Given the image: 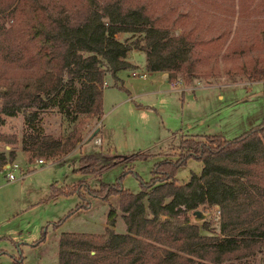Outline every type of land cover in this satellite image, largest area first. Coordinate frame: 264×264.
<instances>
[{
  "label": "trees",
  "instance_id": "obj_1",
  "mask_svg": "<svg viewBox=\"0 0 264 264\" xmlns=\"http://www.w3.org/2000/svg\"><path fill=\"white\" fill-rule=\"evenodd\" d=\"M254 1L237 0L233 7L222 0H0V123L21 113L34 129L39 113L49 109L70 120L99 119L106 77L116 82L117 72L135 68L126 57L130 47L143 52L145 71L165 72L167 81L179 75L189 85L225 73L233 82H260L261 44L255 45V33L244 31L247 19L264 18L250 16L264 10V0L250 7ZM117 33L130 34V43L117 40ZM25 139L28 159L54 160L74 149L79 127L63 140L37 131ZM15 143L14 135L0 133V144ZM176 149L174 160L153 163L148 181L134 174L137 193L122 189L118 179L95 189L83 185L94 198L118 197L125 232L110 230L115 211L109 209L103 233L58 236L57 264H252L264 249V121L231 139L182 138ZM147 157L134 153L125 159ZM13 158V150L0 151V167ZM188 159L201 169L178 184L175 172ZM113 164L97 166L95 156L83 154L77 172L98 175ZM80 183L51 184L47 198L73 194ZM214 205L219 235H203L205 224L189 223L186 213L199 217V206Z\"/></svg>",
  "mask_w": 264,
  "mask_h": 264
},
{
  "label": "rangeland",
  "instance_id": "obj_2",
  "mask_svg": "<svg viewBox=\"0 0 264 264\" xmlns=\"http://www.w3.org/2000/svg\"><path fill=\"white\" fill-rule=\"evenodd\" d=\"M222 2L233 7L237 5V0ZM250 16L263 18L264 10ZM246 23L244 31L255 33V45L261 44L256 52L264 54V18L261 21L247 19ZM115 38L128 44L131 35L117 33ZM135 38L137 36L132 39ZM126 57L135 68L117 72L116 82L106 77L99 119L79 116L70 120L56 109H49L39 113L33 123L35 128L30 129L21 113L3 117L0 133L14 135L16 143L12 147L0 144V151L6 155L10 149L14 151L11 161L19 168L13 175L17 178L23 173V177L6 182L7 170L0 167V264H12L17 258L22 264H57L58 236L67 232L103 233L109 209L115 211L111 231L124 233L118 197L94 198L84 191L83 185L95 189L100 182L113 183L118 179L122 189L137 193L140 186L134 174L142 182L148 181L153 163L165 158L175 159L180 139L205 134L231 139L264 121V97L258 92L262 81L250 86L242 78L233 82L230 76L219 73L216 77L198 78L183 85V79L178 75L171 81L181 79L182 84L173 89L167 83L171 81L159 83L155 80L156 75L145 71L143 52L130 47ZM141 72L147 74L146 79L140 78ZM232 77L238 78L234 74ZM217 94L222 96L221 100ZM77 125L80 140L67 156L54 160L28 159L30 150L26 136L37 131L38 136L63 140ZM134 153L148 157L133 161L125 159ZM83 154L95 156L97 166L114 164L98 175H81L77 172L78 157ZM37 158L45 163L34 164ZM200 169V162L188 159L176 170V182H186L191 173H198ZM78 183L81 185L73 194L47 198L51 184L77 186ZM78 204H86V207L56 224ZM197 210L202 215L195 217L187 212L188 222L198 227L205 224L206 231L200 230L203 235L218 236L219 208L216 205L199 206ZM252 264H264V249Z\"/></svg>",
  "mask_w": 264,
  "mask_h": 264
},
{
  "label": "built area",
  "instance_id": "obj_3",
  "mask_svg": "<svg viewBox=\"0 0 264 264\" xmlns=\"http://www.w3.org/2000/svg\"><path fill=\"white\" fill-rule=\"evenodd\" d=\"M146 76H147V74L145 72L140 73L141 79H146ZM262 82H264V79L262 80ZM167 83H168L169 87L174 89V88H176L177 85L182 84V81H181V79H177L175 81H171V82H167ZM44 163H45V161L41 158H37L34 160V164L42 165ZM1 168L7 170L6 175H5L6 182H12L16 179H21L23 177V173H20V175L17 178L13 175V171L17 170L19 167L16 163H14L12 161L4 163Z\"/></svg>",
  "mask_w": 264,
  "mask_h": 264
},
{
  "label": "crops",
  "instance_id": "obj_4",
  "mask_svg": "<svg viewBox=\"0 0 264 264\" xmlns=\"http://www.w3.org/2000/svg\"><path fill=\"white\" fill-rule=\"evenodd\" d=\"M142 73V72H141ZM154 75H156V81H158L159 83H161V82H167V80H166V77H167V74L165 73V72H156V73H153ZM247 83V84H246ZM232 84H234V83H232ZM237 84H239V83H237ZM242 84V83H241ZM245 84L246 85H248V84H250V86L251 85H254L255 83H251V82H245ZM184 85V84H183ZM207 86H210V85H207ZM207 86H205V87H207ZM212 86H216V85H212ZM186 88H189V87H186ZM258 92H261V90L260 91H258ZM217 98L219 99V100H221V98H222V96L220 95V94H217ZM71 153V152H70ZM176 154V153H175ZM174 154V155H175ZM65 156H67V155H65ZM171 157V156H170ZM169 159H171V158H169ZM107 226V224H106V220H105V224H104V228ZM104 230V229H103ZM110 230H113V227H110ZM120 233H123V231L122 232H120Z\"/></svg>",
  "mask_w": 264,
  "mask_h": 264
},
{
  "label": "water",
  "instance_id": "obj_5",
  "mask_svg": "<svg viewBox=\"0 0 264 264\" xmlns=\"http://www.w3.org/2000/svg\"><path fill=\"white\" fill-rule=\"evenodd\" d=\"M194 213H200V214H201V212H199L198 210L194 211ZM201 215H202V214H201Z\"/></svg>",
  "mask_w": 264,
  "mask_h": 264
}]
</instances>
